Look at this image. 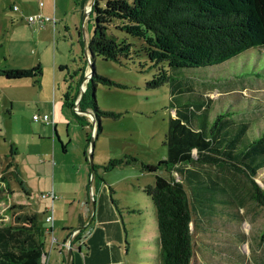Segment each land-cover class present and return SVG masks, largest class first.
<instances>
[{"label":"rangeland","instance_id":"1","mask_svg":"<svg viewBox=\"0 0 264 264\" xmlns=\"http://www.w3.org/2000/svg\"><path fill=\"white\" fill-rule=\"evenodd\" d=\"M75 2L56 0L58 25L54 29L47 24L44 32L37 23L29 24L27 17L36 14L41 3L52 6V0H0V68H39L41 71L36 77L18 81L0 77V225L23 224L27 217L35 216L44 232L47 254L42 262L63 264L57 245L51 246L52 239L61 241L64 236L70 237L81 223L90 219L92 195L89 186H98L101 180L115 193L112 201L124 217L128 263L159 264L155 210L143 192L145 187L154 185L155 174L148 173L144 167L156 166L166 158L163 141L172 116L170 85L155 89L147 86L156 68H149L143 52L134 54L142 45L137 39L127 38L132 45L131 60L121 59L115 63L96 57L95 73L121 86L97 84L93 95L98 109L117 117L100 118L101 132L96 136L94 114L80 105L90 76L87 44L93 33L92 21L88 16L84 18ZM14 6L17 11L13 10ZM114 34L119 40L125 37L119 32ZM247 59V62L236 59L217 67L182 71L180 78L206 72L209 78L205 83H219L210 95L215 99L213 116L216 111L229 109L219 106L227 100L224 83L233 79L229 75L254 78L256 81L245 84V89L239 85L232 89L241 91L244 98L264 100V55L252 50ZM61 67L67 69L60 72ZM84 67V79L77 87ZM76 89L73 102L76 110L73 112L84 118L87 126H80L71 110L64 107L63 94ZM252 104L254 100L249 105ZM242 105L248 106L246 102ZM55 109L61 120L56 124L57 139L53 135L54 127L32 121L33 115L51 116ZM245 119L254 123V120H264V115L256 110ZM263 129L264 121H261L258 125L252 124L251 133L255 136ZM115 160L123 163L109 168L108 164ZM91 166L95 167L96 183L91 178ZM156 175L170 177L164 169L158 170ZM225 179L236 188L244 219L240 230L246 242L239 250L247 258V264H258L264 259V243H259L264 228V209L249 198L247 186L231 174ZM256 182L264 189V170ZM50 193L56 196L52 205V226L45 223V209L51 206L50 200L42 198ZM223 221L225 219L219 217L203 221L204 224L213 223V231L205 225L193 229L194 243L203 251L194 255L192 264H234L233 258L220 254L217 249L233 243L229 227L219 225ZM231 226L236 228L234 223ZM49 230L53 232L45 234Z\"/></svg>","mask_w":264,"mask_h":264},{"label":"trees","instance_id":"2","mask_svg":"<svg viewBox=\"0 0 264 264\" xmlns=\"http://www.w3.org/2000/svg\"><path fill=\"white\" fill-rule=\"evenodd\" d=\"M88 17L93 28L87 44L91 70L80 105L94 114L96 136L101 132L100 118L117 117L98 109L93 95L97 84L121 88L95 73L96 57L115 63L131 60L132 45L127 38L137 39L142 45L134 54L143 52L149 68H156L147 86L155 89L170 85L172 116L163 141L166 158L156 166L144 167L155 174L154 185L145 187L143 192L155 210L159 264H192L194 255L203 251L194 243L193 229L205 225L214 230L213 223L203 221L218 217L225 219L219 225L229 227V235L233 236V243L223 244L218 251L233 258L234 264H247V258L239 250L246 242L240 230L244 222L240 203L236 188L225 177L231 174L247 186L249 198L264 209V189L256 182L264 170V129L255 136L251 133L252 124L264 120L252 123L245 119L256 110L264 115V100L244 98L241 91L232 89L237 85L245 89V84L256 81L254 78L229 75L233 79L224 83L227 100L219 105L229 109L216 111L212 116L215 99L210 95L219 83H205L209 78L206 72L181 78L180 73L217 67L236 59L247 62L252 50L264 55V0H94ZM115 32L125 37L119 40ZM81 73L77 87L84 79L83 70ZM38 74L39 68H0V77L6 80L29 79ZM76 95L77 89L72 93L66 91L64 107L71 110L80 126H87L84 118L73 112ZM251 100L255 102L252 106ZM243 102L248 106L242 105ZM122 163L111 161L108 167L112 169ZM160 169L170 177L156 175ZM91 178L96 183L94 166ZM233 223L236 228H232ZM43 233L35 216L27 217L23 224H1L0 264H44L42 258L47 253ZM87 234L79 230L71 246L73 243L87 249L84 244ZM259 243H264V228ZM258 264H264V259Z\"/></svg>","mask_w":264,"mask_h":264},{"label":"crops","instance_id":"3","mask_svg":"<svg viewBox=\"0 0 264 264\" xmlns=\"http://www.w3.org/2000/svg\"><path fill=\"white\" fill-rule=\"evenodd\" d=\"M52 3V6L41 3L42 6L40 7L39 5L41 9L33 15L41 14L44 17L54 18L56 21V27V25H58V21L55 18L57 13L56 0H52ZM90 3L91 0H76L75 2V6L82 9L84 18L88 16L87 12L90 7ZM37 24L40 27V31L43 30L45 32L46 25L50 23L46 22L43 24ZM65 69L67 68L61 67L59 71L61 72ZM82 70L85 74V67ZM51 117L55 123L53 135L55 139H57L58 135L56 132V124H59V121L61 120H58L56 109L52 111ZM99 183L100 184L98 186H96V184L94 186H89L90 195H92L90 219H88L86 223H81V225L77 228L79 230H83L84 232L87 229L88 234L84 240V244L87 249L84 250L83 248H78L77 244L71 246L70 249L63 246V244H66L68 240H70L71 236L65 237L63 235L64 237L61 241L55 239L58 255L63 261V264H129L127 260V249L129 246L128 232L126 230L124 217L121 214L119 206L117 204L115 206L112 203V198H114L115 193L109 188V185L100 181ZM88 225L89 228H87ZM52 232L53 230H51V233ZM63 232L64 230L62 233ZM69 250L72 251L70 258L68 254Z\"/></svg>","mask_w":264,"mask_h":264},{"label":"built area","instance_id":"4","mask_svg":"<svg viewBox=\"0 0 264 264\" xmlns=\"http://www.w3.org/2000/svg\"><path fill=\"white\" fill-rule=\"evenodd\" d=\"M40 6H42V4H40ZM13 10L17 11V7L14 6ZM27 22L30 24H33V23L43 24L47 22V23H50L53 28L55 27V23H56L54 18L44 17L41 14L28 16ZM73 110H76V108L74 107ZM32 121L35 123H41L46 126H52V127L55 126L53 118L48 114H43V115L35 114L32 116ZM42 198L50 200L51 206L45 209V223L52 226L53 225V206L52 205H53L54 200L56 199V196L53 193H50L48 195H42ZM76 232L77 231L73 232L70 240H68L66 244H63V246H66L67 249H70L72 238L74 237V235L77 234ZM45 234L47 235L51 234V230L45 231ZM55 244H56V240L52 239L51 246H54Z\"/></svg>","mask_w":264,"mask_h":264},{"label":"water","instance_id":"5","mask_svg":"<svg viewBox=\"0 0 264 264\" xmlns=\"http://www.w3.org/2000/svg\"><path fill=\"white\" fill-rule=\"evenodd\" d=\"M93 1L94 0H91V3H90V7H89V9H88V12H87V14H89V12L91 11V8H92V4H93ZM88 52V56L90 55V53H89V51H87ZM90 70H91V67H90ZM84 92V91H83ZM91 115V114H90ZM93 118V117H92ZM93 122H94V120H92ZM91 160H92V156L90 155V157H89V161L91 162ZM92 168H93V166H91V171H92ZM80 251V250H79ZM69 258L71 257V254H72V251L71 250H69Z\"/></svg>","mask_w":264,"mask_h":264}]
</instances>
